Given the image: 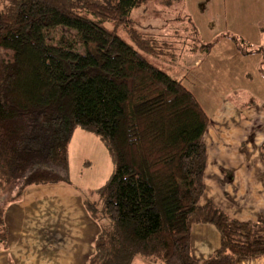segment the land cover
Wrapping results in <instances>:
<instances>
[{
    "label": "trees",
    "instance_id": "1",
    "mask_svg": "<svg viewBox=\"0 0 264 264\" xmlns=\"http://www.w3.org/2000/svg\"><path fill=\"white\" fill-rule=\"evenodd\" d=\"M148 1L0 0V191L18 197L30 185L69 182L68 148L81 128L113 163L85 201L100 225L88 264H236L264 255L263 221L200 204L210 118L181 78L146 58L176 57L162 34L133 26L131 12ZM196 223L220 233L202 261L190 253Z\"/></svg>",
    "mask_w": 264,
    "mask_h": 264
},
{
    "label": "crops",
    "instance_id": "2",
    "mask_svg": "<svg viewBox=\"0 0 264 264\" xmlns=\"http://www.w3.org/2000/svg\"><path fill=\"white\" fill-rule=\"evenodd\" d=\"M209 118L200 204L212 202L239 221L264 222L263 101L224 103ZM15 196L0 191L6 232L5 241L0 237V264H88L100 225L85 201L95 197L89 199L71 181L30 185ZM219 246L220 233L213 224L191 226L195 260L209 258ZM236 264H264V255L240 257Z\"/></svg>",
    "mask_w": 264,
    "mask_h": 264
},
{
    "label": "rangeland",
    "instance_id": "3",
    "mask_svg": "<svg viewBox=\"0 0 264 264\" xmlns=\"http://www.w3.org/2000/svg\"><path fill=\"white\" fill-rule=\"evenodd\" d=\"M130 19L141 33L172 42L175 58H146L181 78L207 114L224 103H264V52L255 51L264 48V0H149ZM68 151V179L92 199L113 171L111 157L98 136L81 128Z\"/></svg>",
    "mask_w": 264,
    "mask_h": 264
}]
</instances>
